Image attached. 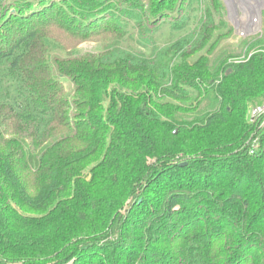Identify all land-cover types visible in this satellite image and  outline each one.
Instances as JSON below:
<instances>
[{"label": "trees", "instance_id": "1", "mask_svg": "<svg viewBox=\"0 0 264 264\" xmlns=\"http://www.w3.org/2000/svg\"><path fill=\"white\" fill-rule=\"evenodd\" d=\"M262 22L235 36L223 0H0V264H264ZM166 24L183 34L159 45ZM85 41L102 51L66 52Z\"/></svg>", "mask_w": 264, "mask_h": 264}, {"label": "rangeland", "instance_id": "2", "mask_svg": "<svg viewBox=\"0 0 264 264\" xmlns=\"http://www.w3.org/2000/svg\"><path fill=\"white\" fill-rule=\"evenodd\" d=\"M247 1H250V0H247ZM223 2L225 5V9H226V20L233 27L235 36H238L237 34L238 30L244 29L243 28L244 26H248L249 15L253 14L254 12H251V9H249V7L245 5L241 0H223ZM261 11L263 12V20H264V3L261 7ZM262 27H263V22H261L260 25L257 27L250 26V30L248 32L249 35L247 34V36L244 38L248 39L252 36H259L262 32ZM168 29H169V26L166 24L162 27L161 31L158 33L157 36H160V37H158L157 43L159 45H165L167 43H170L171 40L173 41L176 38H178L179 35L183 34V32H180L178 34L173 35L171 32L168 31ZM102 43L103 42H100V41H85V42H82L76 45L71 44L69 46L71 49L66 50V52H70L71 54L73 53L77 57L85 56L87 54L97 53L99 51H102L103 46H104V44ZM130 43H131V47H134L135 49H139L137 48L134 42H130ZM234 43H235L234 40H228L222 47L223 49H228L230 48L229 45L233 44L234 46L235 45ZM122 47L125 48L126 44L123 43ZM235 52L240 53V48L237 47L235 49ZM263 107L264 106H259L257 108H263ZM260 115L261 114H255L253 116L251 115L250 116L251 118H254Z\"/></svg>", "mask_w": 264, "mask_h": 264}, {"label": "built area", "instance_id": "3", "mask_svg": "<svg viewBox=\"0 0 264 264\" xmlns=\"http://www.w3.org/2000/svg\"><path fill=\"white\" fill-rule=\"evenodd\" d=\"M261 1H263L264 2V0H259V2L261 3ZM262 2V3H263ZM263 5V4H262ZM262 5H261V7H262ZM261 7H260V9H259V12L258 13H256V12H254L253 14H250L249 15V22H248V26H244L243 28L244 29H240V30H238V36L237 37H239V38H244V37H246L247 36V34L249 35V30H250V26H255V27H257V26H259L260 25V23L262 22V11H261ZM264 106V105H263ZM255 115V114H261V115H264V107L263 108H254V109H252L251 110V112H250V115L251 116H253V115ZM251 116H250V119H252L251 118Z\"/></svg>", "mask_w": 264, "mask_h": 264}, {"label": "bare ground", "instance_id": "4", "mask_svg": "<svg viewBox=\"0 0 264 264\" xmlns=\"http://www.w3.org/2000/svg\"><path fill=\"white\" fill-rule=\"evenodd\" d=\"M245 5H247L249 7V9H251V12H259V9L261 7V5L264 3L263 1H261V3L259 2V0H241ZM263 2V3H262Z\"/></svg>", "mask_w": 264, "mask_h": 264}]
</instances>
